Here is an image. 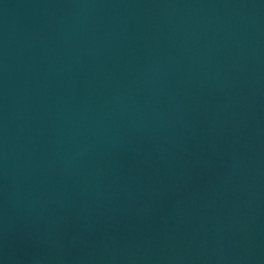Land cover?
I'll return each mask as SVG.
<instances>
[{
    "label": "water",
    "instance_id": "obj_1",
    "mask_svg": "<svg viewBox=\"0 0 264 264\" xmlns=\"http://www.w3.org/2000/svg\"><path fill=\"white\" fill-rule=\"evenodd\" d=\"M0 264H264V0H0Z\"/></svg>",
    "mask_w": 264,
    "mask_h": 264
}]
</instances>
